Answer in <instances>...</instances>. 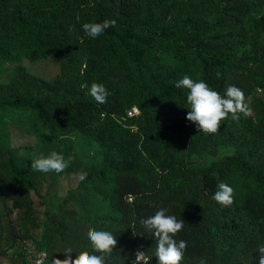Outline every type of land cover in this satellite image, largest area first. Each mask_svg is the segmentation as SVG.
<instances>
[{
  "label": "trees",
  "instance_id": "1",
  "mask_svg": "<svg viewBox=\"0 0 264 264\" xmlns=\"http://www.w3.org/2000/svg\"><path fill=\"white\" fill-rule=\"evenodd\" d=\"M115 20L92 39L82 25ZM71 29V30H70ZM58 57L61 74L40 80L19 67L0 84V232L13 249V264H33L9 219L32 208L28 176L35 156L11 147L4 114L29 109L33 132L48 142L80 134L102 152L97 164L71 162L85 173L63 201L48 212L37 241L44 264L91 252L90 229L109 231L117 246L108 264H132L137 250L157 264L156 241L140 223L165 209L183 219L177 241L187 242L181 264H258L264 246V0H0V67L27 58ZM219 73V78L217 77ZM185 75L224 94L240 88L251 115L231 116L215 134L187 121L189 90L175 82ZM92 83L111 93L97 103ZM82 85H88L83 88ZM137 107L139 114L128 112ZM207 167L194 158L217 157ZM221 182L234 190L233 204L214 199ZM32 239V238H30Z\"/></svg>",
  "mask_w": 264,
  "mask_h": 264
},
{
  "label": "clouds",
  "instance_id": "2",
  "mask_svg": "<svg viewBox=\"0 0 264 264\" xmlns=\"http://www.w3.org/2000/svg\"><path fill=\"white\" fill-rule=\"evenodd\" d=\"M115 24V20L105 19L101 23H85L82 25V29L88 37L96 39ZM217 77L219 78V73H217ZM82 87L88 88V85H82ZM175 87L189 90L187 104L190 108L186 119L194 123L198 130L205 134L217 133L221 122L228 119L229 116L233 121H239L241 113L245 117L251 115V110L245 102L244 92L234 85H228L224 94L221 95L206 82L194 81L185 75L175 82ZM88 94L97 103L104 104L111 93L103 84L92 83ZM71 159V157L65 159L63 154L55 151L47 156L41 153L31 161V169L41 173L55 172L59 174L69 167ZM233 196V188L221 182L217 186L213 199L218 204L228 207L233 204ZM140 223L156 241L154 255L157 258V264H181L188 245L186 241H177L175 237L184 228V220H178L175 215L166 214L165 209H160L154 215L142 219ZM87 237L91 252L81 251L73 259L69 255L73 253L69 248L64 252L66 254L64 260L54 259L52 264H108L107 258L111 256L113 249L117 246L114 234L109 231L90 229ZM134 255L135 259L132 264H149V257L145 251L137 250ZM45 259H47V254L42 252L35 259L34 264H44ZM257 259L258 264H264V246L258 248ZM198 264H206V259L200 258Z\"/></svg>",
  "mask_w": 264,
  "mask_h": 264
},
{
  "label": "rangeland",
  "instance_id": "3",
  "mask_svg": "<svg viewBox=\"0 0 264 264\" xmlns=\"http://www.w3.org/2000/svg\"><path fill=\"white\" fill-rule=\"evenodd\" d=\"M19 67L40 80L54 81L61 74V61L58 57L36 61L22 58L9 61L0 67V84L9 83L16 76ZM4 118L10 131L11 147L19 156H37L41 153L47 156L55 151L63 154L65 159L71 157V162L81 161L85 166L97 164L102 159L100 148L80 134L59 135L53 142L37 136L32 130L38 123L37 117L29 109L9 108ZM231 153V149L222 148L217 157L205 155L194 158V165L207 167L211 162ZM84 176L85 173L70 170V164L59 174L35 171L28 176L30 182L28 193L32 200V208L19 211L8 205L9 219L22 241L30 238L40 241L48 212L56 215L60 211L63 213L65 210L63 201L71 191L79 187ZM12 254L13 249L9 247L8 236L3 232L0 235V264H13Z\"/></svg>",
  "mask_w": 264,
  "mask_h": 264
},
{
  "label": "built area",
  "instance_id": "4",
  "mask_svg": "<svg viewBox=\"0 0 264 264\" xmlns=\"http://www.w3.org/2000/svg\"><path fill=\"white\" fill-rule=\"evenodd\" d=\"M139 114V109L137 107L132 108L129 112H128V116L129 117H133L134 115ZM21 245L23 246L24 251L27 254V257L32 261V263L34 264L35 259L38 258L39 254L45 251L39 250L38 246H37V242L33 239H27L24 241H20ZM47 254V253H46ZM47 261V259H45L44 263Z\"/></svg>",
  "mask_w": 264,
  "mask_h": 264
}]
</instances>
